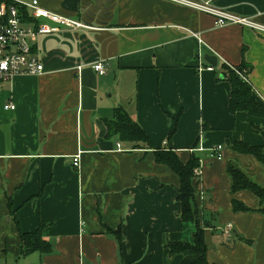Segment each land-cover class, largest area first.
Segmentation results:
<instances>
[{"label":"crops","instance_id":"1","mask_svg":"<svg viewBox=\"0 0 264 264\" xmlns=\"http://www.w3.org/2000/svg\"><path fill=\"white\" fill-rule=\"evenodd\" d=\"M39 1L93 28L39 35L45 72L0 82V264H179L183 255L166 245L192 241L196 224L181 218L180 177L158 151L200 158L194 183L208 260L264 264V196L233 192L227 167L264 188V163L233 149L243 141L264 154V117L229 110L224 75L225 65L250 64L245 76L264 105V33L217 27L215 16L172 0ZM190 1L264 24V0ZM22 12L26 25L53 24ZM206 54L218 58L213 70ZM100 62L104 75L93 68ZM119 106L149 146L108 134ZM217 145L222 160L210 156ZM40 227L52 251L22 254L21 233Z\"/></svg>","mask_w":264,"mask_h":264},{"label":"trees","instance_id":"2","mask_svg":"<svg viewBox=\"0 0 264 264\" xmlns=\"http://www.w3.org/2000/svg\"><path fill=\"white\" fill-rule=\"evenodd\" d=\"M25 8H21V11ZM23 13V12H22ZM30 19V18H29ZM252 66L246 62L239 66H224V75L232 85V95L229 102V110L248 111L253 116L264 117V105L256 99L253 87L245 76ZM249 73V72H248ZM108 134H118L124 141L143 143L150 145L149 137L144 129L132 119L127 111L119 106L114 109V117L106 121ZM233 149L246 154H254L264 163V154L261 147L249 145L243 141H237ZM156 160L172 168L180 177L179 201L182 206L181 218L186 222L196 224L192 241H171L167 243L170 255H183L179 264H215L208 260V246L205 239V225L201 223L198 203L196 198V186L194 178L195 170L199 166L200 158L191 154L187 163H184L174 151H158ZM228 172L233 178L232 191L249 189L256 195L264 196V188L253 181L244 171L234 165L228 164ZM235 210H248V208L234 200ZM22 254L33 252L49 253L52 251L50 242L44 240L41 227L35 232L21 233Z\"/></svg>","mask_w":264,"mask_h":264},{"label":"built area","instance_id":"3","mask_svg":"<svg viewBox=\"0 0 264 264\" xmlns=\"http://www.w3.org/2000/svg\"><path fill=\"white\" fill-rule=\"evenodd\" d=\"M182 4L190 5L200 11L215 16L217 27H224L230 24H241L258 32L264 33V24L253 18L235 15L222 11L210 4L209 1L193 2L190 0H172ZM21 8L32 9V16L36 19L46 18L53 24L38 23L37 25H26L25 17ZM69 29H92L91 25L83 21L50 11L40 5L39 0H0V82L10 81L16 75H41L45 72V65L34 52V45L39 35L52 34L60 30V27ZM93 68L101 75L106 74V67L103 62L96 63ZM213 70L214 66L209 65ZM6 109L14 110L16 105L10 102ZM203 150V147L198 148ZM223 145H217L210 149V156L218 160L224 159ZM73 164L80 165V155L74 157ZM195 174H200L197 167ZM233 224L229 223L224 227V232L230 234Z\"/></svg>","mask_w":264,"mask_h":264},{"label":"water","instance_id":"4","mask_svg":"<svg viewBox=\"0 0 264 264\" xmlns=\"http://www.w3.org/2000/svg\"><path fill=\"white\" fill-rule=\"evenodd\" d=\"M205 59L213 66L218 64V58L215 55L206 54Z\"/></svg>","mask_w":264,"mask_h":264}]
</instances>
